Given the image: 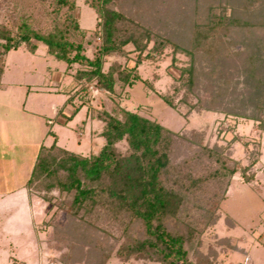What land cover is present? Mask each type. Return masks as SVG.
Returning <instances> with one entry per match:
<instances>
[{
  "label": "trees",
  "instance_id": "1",
  "mask_svg": "<svg viewBox=\"0 0 264 264\" xmlns=\"http://www.w3.org/2000/svg\"><path fill=\"white\" fill-rule=\"evenodd\" d=\"M178 1L86 0L96 13L92 32L100 40L89 55L88 31L80 24L77 0H0V83L3 58L10 51L35 53L43 44L46 55L65 62L64 73L73 78L57 115L68 122L85 107L82 126L88 119L101 123L97 136L104 143L89 154L58 145L55 132L48 129L53 143L39 146L26 181L31 197L56 205V213L66 211L63 224L57 216L43 221L68 241L64 264H107L113 253L123 262L219 264L217 252L201 251L196 237L220 218V204L238 172L227 146L209 143L204 129L180 136L115 99H110V108L95 107L85 99L91 95L90 87L110 97L117 86L123 91L133 86L142 80V62L170 49L173 63L179 54L187 60L179 68L173 91L158 93L167 105H184L187 115L248 117L264 132V72L257 67L259 58L248 54L241 64L231 63L239 55L231 32L263 28L264 13L261 21H253L248 0L203 5L192 0L188 10L178 8ZM131 52L136 54L133 66L127 63ZM67 104L75 106L70 114L64 113ZM180 141L184 156L176 160ZM121 142L125 151L118 146ZM257 151L241 168L246 182L254 179L251 169L259 162ZM228 239L220 243L237 250Z\"/></svg>",
  "mask_w": 264,
  "mask_h": 264
},
{
  "label": "rangeland",
  "instance_id": "2",
  "mask_svg": "<svg viewBox=\"0 0 264 264\" xmlns=\"http://www.w3.org/2000/svg\"><path fill=\"white\" fill-rule=\"evenodd\" d=\"M213 1L198 0V4H210ZM191 2L179 0L175 5L188 10L192 7ZM248 2L251 4L249 12L253 15V21H261L264 0ZM77 4L80 24L88 31L85 43L87 53L91 55L100 43L92 32L97 20L96 13L86 0H77ZM263 28L231 32L232 40L238 42L235 50L239 51V55L231 62L233 65L241 64L248 54H254L259 58L257 67L264 72ZM242 40L245 42L239 43ZM127 48L131 49L132 46L128 45ZM135 55L131 52L127 61L129 66L134 65ZM186 60L184 55L179 54L173 63L171 50L167 49L161 57L142 62L139 66L142 80L136 81L133 86L124 91L117 86V93L110 97L104 91L90 87L91 95L85 99L95 107L106 108L112 105L110 99H115L125 108L159 121L180 133V136L192 129H204L209 143L226 145V152L236 161L238 172L232 178L227 196L220 204V218L196 237L201 241L199 248L203 252L215 250L219 264H264V132L254 119L248 117H225L218 113L205 116L195 112L187 115L186 106L172 108L167 105L158 93L173 91L179 68ZM3 62L5 71L0 85H4V88L8 86L9 90L8 93H0V264H64L68 241L55 233L53 225H44L43 221L57 216L59 224H63L67 220L66 211L61 209L56 213V205L28 194L26 181L36 156L32 150L22 149V144L21 151L18 148L13 150L10 144L15 141L28 143L29 139L37 138V141L42 140L41 143L50 145L54 136L46 137L43 132L52 129L56 133L58 145L74 152L89 154L92 150L97 151L104 143V139L97 136L101 123L94 121L92 124L89 119L83 127L81 120L85 118V107L68 122L63 121L64 115H57V110L68 97V89L73 86V78L71 75H63L66 63L46 55L43 44L35 53L24 49L12 50L3 58ZM75 102L80 104L79 99ZM73 107L71 104L66 105L64 113L70 114ZM34 116L35 123L32 121ZM182 145L183 141H180L176 160L184 156L185 148ZM118 146L122 151L127 148L124 142ZM257 150L260 151L259 162L251 169L254 179L246 182L241 168L252 160ZM112 232L113 235L117 234L116 229ZM224 238H229V243L235 242L238 249L232 250L227 243H220ZM110 243L113 244V239ZM107 264L159 263L133 259L123 262L113 253Z\"/></svg>",
  "mask_w": 264,
  "mask_h": 264
},
{
  "label": "crops",
  "instance_id": "3",
  "mask_svg": "<svg viewBox=\"0 0 264 264\" xmlns=\"http://www.w3.org/2000/svg\"><path fill=\"white\" fill-rule=\"evenodd\" d=\"M39 49V48H38ZM38 51V50H37ZM36 51V52H37ZM65 70L63 71V75H65ZM65 76H67V75H65ZM1 87H3L4 88V85H0ZM8 86H6V88H4L3 90H2V88H1V90H0V93H8ZM27 96H29V95H27ZM27 101V100H26ZM26 101H25V104H26ZM68 105V104H67ZM70 105V104H69ZM23 111H25V109H23ZM33 114H35V113H33ZM36 115V114H35ZM76 116V115H75ZM74 116V117H75ZM32 119V118H31ZM74 119V118H73ZM72 119V120H73ZM89 120V119H88ZM87 120V121H88ZM30 122H31V120H29ZM34 123L36 122V118H35V116H34V118H33V120H32ZM90 122L93 124V122L94 121H91L90 120ZM34 125V124H33ZM86 125H87V123H86ZM43 134L47 137L48 136V134H47V132L45 131V133L43 132ZM56 134V133H55ZM2 136H3V134H2ZM57 141H58V139H57ZM42 142V140H38L37 141V138L35 139L34 138V140H31V139H29L28 140V143H26L25 141L24 142H18V141H15V142H12L10 145H11V148L13 149V150H15V149H19L20 151H21V146H20V144H22V146H23V148L22 149H24V148H28V149H30V152H31V150L34 152V155L36 156L37 155V151H38V148H39V146L41 145V144H44V143H41ZM17 144H19V145H17ZM36 158V157H35Z\"/></svg>",
  "mask_w": 264,
  "mask_h": 264
}]
</instances>
